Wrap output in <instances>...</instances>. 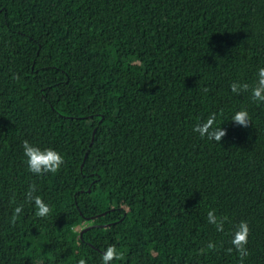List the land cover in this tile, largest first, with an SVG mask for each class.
Masks as SVG:
<instances>
[{"label":"trees","instance_id":"obj_1","mask_svg":"<svg viewBox=\"0 0 264 264\" xmlns=\"http://www.w3.org/2000/svg\"><path fill=\"white\" fill-rule=\"evenodd\" d=\"M258 66L264 0H0V264H264V103L229 88ZM210 113L220 142L192 132ZM25 140L63 165L28 172Z\"/></svg>","mask_w":264,"mask_h":264},{"label":"clouds","instance_id":"obj_2","mask_svg":"<svg viewBox=\"0 0 264 264\" xmlns=\"http://www.w3.org/2000/svg\"><path fill=\"white\" fill-rule=\"evenodd\" d=\"M230 91L239 95L242 92L250 93V99L256 103H264V66H258L255 73L254 81L244 83L240 81H233L229 85ZM230 121L241 127H246L250 123V116L247 109L235 110L231 116ZM216 124L215 113H210L207 118L200 123L193 126L192 132L202 139L220 142L222 137L226 135V130ZM24 156V163L27 171L34 175H41L44 173H54L60 169L64 163L63 155L51 147L41 148L29 141L25 140L21 144ZM37 191L34 185H29L25 192V199L31 201L36 209V215L39 217H46L49 214L50 206L39 195H34ZM22 212V205H17L13 209V219H15ZM207 223L213 225L216 231H223L226 217H218L215 209H210L206 213ZM249 224L247 220H241L238 224L233 225L231 238L229 243L231 252L233 249L239 254L241 260L248 256L246 244L249 236ZM207 247L212 249L215 245L209 242ZM120 253L117 251L114 244H109L101 254V264H111L114 259L119 257ZM76 264H86L85 259L77 260Z\"/></svg>","mask_w":264,"mask_h":264},{"label":"water","instance_id":"obj_3","mask_svg":"<svg viewBox=\"0 0 264 264\" xmlns=\"http://www.w3.org/2000/svg\"><path fill=\"white\" fill-rule=\"evenodd\" d=\"M95 219V218H94ZM91 227H87L81 231V236L84 234V232L88 231Z\"/></svg>","mask_w":264,"mask_h":264},{"label":"rangeland","instance_id":"obj_4","mask_svg":"<svg viewBox=\"0 0 264 264\" xmlns=\"http://www.w3.org/2000/svg\"><path fill=\"white\" fill-rule=\"evenodd\" d=\"M85 226H87V225H85ZM85 226H84V227H85Z\"/></svg>","mask_w":264,"mask_h":264}]
</instances>
